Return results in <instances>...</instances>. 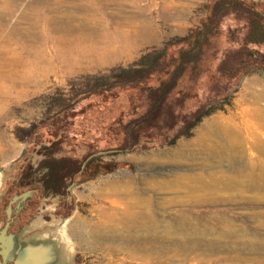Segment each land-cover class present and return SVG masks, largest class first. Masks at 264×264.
I'll list each match as a JSON object with an SVG mask.
<instances>
[{
    "label": "rangeland",
    "instance_id": "obj_1",
    "mask_svg": "<svg viewBox=\"0 0 264 264\" xmlns=\"http://www.w3.org/2000/svg\"><path fill=\"white\" fill-rule=\"evenodd\" d=\"M13 1L9 0L12 4L9 3L11 6H7L0 0V23L5 24L6 28L19 25V28L21 27L23 30L28 27V23L22 18L23 15L19 13L27 8L25 6H32V3L35 0ZM78 1H81V3H76L74 6L79 5L81 6V9L80 7L73 8L71 4H67L66 7L63 6L60 10H57L54 13H57V20H61L59 21V28H61L59 36L63 39H59V42L58 40L55 41L54 38L46 36L47 34H44V32L41 31L39 33L41 36L38 38H36V36L34 37L32 34L28 36L26 35L21 37L22 41L20 40L18 44L17 38L14 37L13 40L16 39L15 42L17 43L15 44L13 40L11 41V37H9L7 38L9 40H6L3 43V45L5 44V50L7 52L11 51L10 54L8 52L9 55H15L17 53L16 55L25 57L23 59L30 57V53H33V50L40 46L42 48L44 47L51 56H54V54L57 56V53L61 52L66 56L70 54L69 56L71 57H75L76 54L84 50V46H86L87 50L85 49L82 52L84 53L83 56L87 57H83L84 61H81L84 65L83 67H78L79 69L73 68V70L69 69V66L67 67L66 64H62V61L56 62L55 60L50 71L47 72L45 77L40 78L38 84L32 83L30 86H27V88L23 85H20L19 87H8V98L4 104V111L0 114V143H4L7 146L8 142L11 141L12 160L7 166L11 169L10 173H13L16 164L20 166L22 163L26 162L33 166H39L44 152L46 151V153H48L51 150H47L46 148L58 139L56 136L54 137L51 135V133L57 132L59 128L66 130L70 134L69 136H73L76 133V137H70V139L63 144L62 152L55 154L56 157L66 156L74 159L78 158L81 164L80 169L72 174L67 172V170H72L74 164L70 162L66 164L65 169L68 173L67 183H69V181L71 182L70 190H67V195L70 197L66 203V208L60 210V217H53L49 222L40 223L41 219L37 218L36 214H34L32 218L25 221L22 225L30 220H37L39 223L38 228L46 226L61 233L68 250L70 264H111V261L117 262L125 257L126 253L105 250L99 245V242L93 238L94 231L97 232V230L93 228L92 222L98 220L97 207H99L100 204H104L102 199L98 197L97 191L105 185V181L107 180L134 178L138 182L147 174L150 175L153 173L156 175H162L172 172V166L157 163L154 161L156 160V156L151 155V153L155 152L157 155H163L166 153L167 149L175 148L180 142L189 141L195 138L203 123L212 117L218 115L229 116L236 112V100L239 98V94L242 92L245 82L250 79V81L257 79L260 82L259 84L253 83L256 90L261 88L264 89V43L252 44L248 42V25L246 17L244 14L237 13L236 10L229 9L221 20V26L223 27V37L221 38V41L224 44L220 51L221 56L219 60L221 61L222 69L232 71L230 78H228L227 81L225 78V80H221L222 82L204 81L197 86L195 90L197 94L188 99H183L182 94L171 95L159 116L153 115L154 117L148 118L140 123L133 121V125L131 124L128 127L131 131L130 133L126 132L124 126V124L128 122L127 120L131 117L129 112L130 101L125 93L122 94L109 109L107 114L109 119H105L103 114L104 111L90 108L91 106H88V100L81 101L80 103H75L74 100H69L66 102V106L69 105L67 110L68 114L63 115L62 117L60 116L59 118L57 112L62 108V105H59L60 100H58L57 97L60 98L61 94L69 92L73 80L81 82L86 75L106 72L110 68L118 65L126 66L139 58L141 54L150 48L161 46L165 40L175 36L185 35L194 25L200 14L203 13L200 11L208 2V0H105L106 2L104 4V0H99L98 2L93 0ZM245 1L264 2V0ZM41 6L37 5L36 7L41 8ZM8 7H10L11 10H9ZM97 8H100V10ZM129 18H133L134 20ZM138 22L141 24H138ZM142 22H144L145 25ZM63 24L68 28L69 32L62 31L64 28ZM87 26L89 27V30H87ZM102 29L103 31H101ZM109 31L112 32L111 35ZM130 32L135 34L138 38L136 36H134V38H127ZM61 33H63V35ZM69 33H71V35ZM126 34L128 35L125 36ZM78 36L82 37L79 38ZM90 36H92V38H90ZM114 36H117L115 38L116 40H114ZM25 38L28 40L26 41ZM104 40L105 42H102ZM69 41L73 43L71 44ZM27 42L34 43V49L27 47ZM105 43L111 47L109 48ZM121 43L123 45L126 44L127 46L124 45V47ZM10 45L12 47H10ZM131 46H133V48ZM29 49L31 51L30 53ZM78 49L79 51L77 53ZM102 49H104V51ZM63 50H65V53ZM94 50H97L100 55L104 53V57L108 56L107 58L109 60L107 58L105 59L109 62L105 59H100L101 57L103 58V56H100ZM99 50H101V52H99ZM250 50H253L254 53L249 54ZM118 54L121 55L118 56ZM58 57L61 58L64 56L60 55ZM230 92L233 93L231 105H227L225 110H219L205 117L196 127L192 128L189 136L182 134L185 130L187 120L189 119L188 117H191L198 108L208 103L216 102L223 94ZM62 97L64 98L65 95ZM249 104L250 103L248 102V105ZM82 107L85 108L82 109ZM145 154L150 156L148 162H144L138 158ZM54 162L55 161H53L50 154L48 155V159L43 162L45 166L49 167L48 173L51 176L53 175L51 169L57 168ZM243 162L244 158L233 165L224 162L222 166L224 167V170L231 171L233 168L242 167ZM10 173H7L3 187L5 184L9 185V183H7V178ZM18 189L25 190L26 188L19 187ZM13 192L15 191H10L7 198L11 197ZM235 193L236 196L234 195ZM222 194L227 197L225 198L221 196ZM222 194L221 192L218 193L219 197L216 195L218 198H213V196H208L210 197L208 198L205 195H202V197L198 194V197L193 196L194 202L182 205L181 209L184 213L188 212L193 218L197 217L196 219L201 222L203 221V224L206 223L205 225L211 226L210 230L205 231V235L203 233L204 236L201 235L202 233H194L191 236H201L203 239L205 238L204 240L208 239L206 242H209L210 238H218L219 236V239L222 238L221 240L228 245L227 247L224 246L225 248L222 246L221 249L217 251L218 254L221 253L220 255H224V253H226L225 256H230L231 254L235 255L236 253H240L242 257L244 256V258L253 262L264 261V246H257L255 244L252 246L243 243L244 239L249 238L248 236L252 237L254 234L253 238L264 240V198L262 200L256 199L255 202V199L251 198L252 195L247 190H245L244 195L238 194V191L235 190H231V192L223 191ZM230 195L232 197H230ZM160 196L161 198L165 197V195H159V197L156 198L160 199ZM166 196L169 195L166 194ZM228 196L231 200L227 199L229 198ZM196 198H198V200H196ZM56 199L59 201L63 199V197H56ZM209 199H212V202ZM216 199L222 201H216ZM203 200L204 202H202ZM7 201L8 200L0 206V216L3 218L2 224H4L6 220V210L8 207ZM50 204L47 206V209L53 211L57 206L52 204V202ZM175 208L173 207L167 211H162V213L159 212V214L165 216L166 212V217L172 218L179 207L176 206ZM220 220H225L224 222L231 220L230 223L234 222L236 225L234 223L233 225L238 227L234 226V228H225L222 226L223 223H221ZM22 225L20 223L19 227ZM240 225H242L241 228ZM212 226H215L216 228ZM38 228L33 231H37ZM212 229H214V232L211 231ZM215 229L218 233L215 232ZM12 230H15V227H13ZM220 230L221 232L224 231L222 232L223 234ZM231 230H233L232 234L230 232ZM238 230L239 232H236ZM207 234L209 235L208 237ZM233 234L234 236H232ZM243 234H246V237L243 236ZM228 235L232 237L228 238ZM260 246L261 248H257ZM231 247L236 248L237 251H233ZM210 250H213V248H210ZM230 251L232 253H230ZM175 257H177V259L174 257L173 259L170 258L167 261L168 264H183L180 257ZM127 260L129 264L157 263L154 259L148 260L147 262L132 258H128ZM227 263V259H222L218 264ZM185 264H189V262ZM232 264L242 263L235 261Z\"/></svg>",
    "mask_w": 264,
    "mask_h": 264
},
{
    "label": "bare ground",
    "instance_id": "obj_2",
    "mask_svg": "<svg viewBox=\"0 0 264 264\" xmlns=\"http://www.w3.org/2000/svg\"><path fill=\"white\" fill-rule=\"evenodd\" d=\"M93 1L98 2L99 0H93ZM1 2L6 4L7 6H9L10 5L9 3H11L9 2V0H1ZM105 2L106 1L104 0L103 3L105 4ZM76 3L80 4L81 1L35 0L32 3L33 4L32 6L30 5L25 6L27 8H25L23 12L19 13L22 14L23 17L22 16L21 17L27 21L28 27L24 28L23 30L21 29V27L19 28V25L6 28L5 24L0 23V114L4 111V104L8 98V87H17V86L19 87L20 85H23L27 88V86H30L32 83L38 84L40 82L39 81L40 78L45 77L47 75V72L50 71L55 60L56 62L62 61L63 62L62 64H66L67 67L69 66L68 68L72 70L73 68L76 69L78 67L80 68L84 66L81 61H84L83 59L87 57V56L84 57L83 56L84 53L82 52L86 49V46H84L85 49L82 50L80 53H78L79 51L78 49L77 50L78 54H76L75 57H71L69 56L70 54L66 53L68 54V56H66L63 55V53L61 52L57 53V56H55V54L54 56H51V54L46 49H44V47L42 48L40 46L36 48L37 47L36 45L35 47L36 49L33 50V53H30L31 51L29 49L30 57H28L27 59H23L25 57H20L19 55H16L17 53L15 55L12 54L9 55L11 51H8L9 52L8 54V52L5 50V46H4L5 44L3 45V43L6 40H9L7 39L9 37H11V41L13 40L14 37H16L18 40V44L19 41L21 40V37L26 35L28 36L32 34L34 35V37L36 36V38H38L39 36H41V34L39 35L41 31L44 32V34H47L46 36L54 38L55 41L58 40L59 42V39L62 38V37L60 38L59 36V33L61 31L60 30L61 28H59L60 27L59 21L61 20H57V15H56L57 13L56 14L54 13L57 10H60V8H62L63 6L66 7L67 4H71L73 8L80 7L81 9V6L79 5L74 6ZM37 5L40 6L43 5V6H41V8H38L36 7ZM8 8L9 10H11L10 7ZM98 10H100V8ZM129 19H133V18H129ZM14 23L17 24L16 22ZM139 23L140 22H138V24ZM142 23L144 24V22ZM65 25L63 24L65 29L63 28L62 31L69 32L68 28H66ZM87 30H89V27ZM101 31H103V29ZM109 32L111 35L112 32L111 31ZM71 33L69 34L71 35ZM61 34L63 35V33ZM127 35L128 34H126L125 36ZM134 36L136 35L130 32L127 38L128 37L134 38ZM116 37L114 36V40H116L115 39ZM90 38H92V36H90ZM13 41L15 42L16 39H14ZM102 42H105V40ZM15 44L17 43L15 42ZM33 44L27 42L26 45L27 47L34 49ZM11 45L10 47H12ZM131 47L133 48V46ZM102 50L104 51V49ZM64 51L65 50H63V52ZM95 52L98 53L97 50ZM99 52H101V50H99ZM60 55L64 57L61 58L58 57ZM103 55L104 53L101 54L100 56ZM119 55L121 54H118V56ZM107 57L103 56V58L101 57L100 59H105ZM88 60H89V56H88ZM250 80L245 82L244 84L245 86L242 89V92L239 94V98H237L236 100V106H237L236 112H234L229 116L218 115L212 117L211 119L203 123L201 128L198 130L197 136L195 138L189 141L180 142L179 145L176 146L175 148L167 149L166 153L163 155L161 154L157 155L155 152L151 153V155L156 156V160L154 161H156L157 163L168 164L172 166L173 167L172 172L162 175L159 174L156 175L153 173L150 175L147 174L146 176H143L141 179L139 178L140 181L138 182L134 178H126L123 180L120 179L107 180L105 181L106 182L105 185L100 190L97 191L98 197L102 199L104 204H100V206L98 205L99 207H97L96 205V207L98 208L97 211L98 220L92 222V226L95 230H97L98 233L94 231L93 238L94 240L98 241L99 245H101V247H103L105 250H108L110 252L119 251L126 253L125 257L121 258L117 262L111 261V264H129L127 260L128 258L137 259V260L140 259L146 262L148 260L154 259L157 262V263L155 262L156 264H168L167 261L170 258L173 259L174 257L177 259V257L175 256L180 257V260L183 264L187 262H189V264H218L219 261L222 259H227L228 260L227 264H232L235 261L241 262L242 264H264V261L253 262L247 258H244V256L242 257L240 255V253H236L235 255L231 254L230 256H225L226 253H224V255H220L221 253L218 254L217 251L221 249L222 246L227 247L228 244L227 243L225 244L223 240H221L222 238L219 239V236L218 238H213L214 236L212 234L210 235L213 236L212 237L213 239L209 237L210 238L209 242H206L208 241V239L204 240L205 238L203 239V237L197 236L196 234H195L196 236H191L194 233H202L201 235H203L204 233L205 235V231L210 230L211 226L209 225L210 226L209 227L208 225H205L206 221L204 222L205 224H203L202 223L203 221L201 222L197 220L196 219L197 217L193 218L191 215H189L188 212L184 213L183 210L181 209L182 205H187L186 203L189 204V202L191 203L194 202L193 196H197L198 194H200L201 196L205 195L207 197L213 196V198H218L219 197L218 193L221 192L222 194L223 191L231 192V190H235L238 191V194L244 195L245 190H247L248 192L251 193L252 195L251 198L255 199V202L256 199L262 200L264 198V89L261 88L256 90L253 86V83L259 84L260 82L257 79H254L253 81ZM248 102L250 103L249 105ZM160 156L161 158L164 159H161ZM149 157L150 156L148 154H145L138 158L143 160L144 162L145 161L148 162ZM243 158H244V162L242 167L240 166L239 168L238 167L233 168V170L231 171L223 169L224 167L222 165L224 162H228L230 165L231 164L233 165L239 162L240 160H242ZM166 194H168L169 196H166ZM159 195L162 196L165 195V197L161 198L160 196V199H157L156 197H159ZM216 195L218 197H216ZM231 195L230 197H232ZM234 195L236 196V193ZM234 195L233 197H235ZM221 196L225 197L223 194ZM230 197L227 199H230ZM212 199L209 200L212 202ZM196 200H198V198H196ZM204 200L202 202H204ZM218 200L216 199V201ZM176 206H178L179 208H177V212H175L176 214L172 216V218L166 217V212H165V216L159 214V212L162 213V211H167L168 209L173 207L175 208ZM222 221H221V223H223L222 226H224L225 228H229V227L234 228V226L236 225V223L234 222L230 223L231 220L227 222L224 221L222 222ZM233 223L235 225H233ZM241 226L242 225H240V228ZM213 230L214 229H212L211 231ZM232 231L233 230L230 231L231 234L233 233ZM215 232H217L216 229ZM236 232H239V230ZM245 235L246 234H243V236ZM254 235H252V237L247 235L249 237L247 239H244L243 237L244 239L243 243L252 246L254 244L257 246L258 245L264 246V240L260 238L257 239L253 238ZM208 236L209 235L207 234V237ZM232 236H234V234ZM231 237L228 235V238ZM261 246L257 248H261ZM210 248L211 249L213 248V250H210ZM232 249L233 251L234 250L237 251L236 248H232ZM230 253L232 252L230 251Z\"/></svg>",
    "mask_w": 264,
    "mask_h": 264
},
{
    "label": "trees",
    "instance_id": "obj_3",
    "mask_svg": "<svg viewBox=\"0 0 264 264\" xmlns=\"http://www.w3.org/2000/svg\"><path fill=\"white\" fill-rule=\"evenodd\" d=\"M229 9L236 10L246 17L248 42L264 43V2L208 0L200 11L203 13L185 35L165 40L161 46L150 48L126 66L118 65L106 72L86 75L81 82L73 80L69 92L61 94L60 98L57 97L60 100L59 105H62L57 112L59 118L68 114L69 105L66 106V102L69 100H74L75 103L88 100L90 108L104 111L105 119H109L107 116L109 109L125 93L130 101L131 117L124 126L126 132L130 133L128 127L133 125V121L140 123L159 116L171 95L182 94L183 99H188L197 94L195 92L197 86L204 81L222 82L224 78L227 81L232 71L222 69L219 60L224 44L221 41L223 37L221 20ZM253 53V50L249 51V54ZM232 98V92L225 93L218 101L198 108L191 117H188L182 134L189 136L192 128L205 117L225 110L227 105H231ZM51 135L58 138L46 148L51 149L48 153L57 166L51 169L52 178L62 181L67 177V172L72 174L81 167L78 158L55 155L62 152L63 144L70 137H76V133L69 136L66 130L59 128ZM68 162L74 164V167L66 172Z\"/></svg>",
    "mask_w": 264,
    "mask_h": 264
},
{
    "label": "flooded vegetation",
    "instance_id": "obj_4",
    "mask_svg": "<svg viewBox=\"0 0 264 264\" xmlns=\"http://www.w3.org/2000/svg\"><path fill=\"white\" fill-rule=\"evenodd\" d=\"M48 155L45 151L39 166L37 165L38 167L26 162L20 166L16 164L13 173L9 174L7 178L9 185L5 184L0 190V206L8 200V207L11 206L13 209L12 226L9 231L17 232L20 223L22 225L25 221L32 218L34 214L41 219L40 223L49 222L53 217H60V210L66 208V203L70 197L67 195V190H70L71 182L67 183V177L62 181L52 178L48 173L49 167L43 164L44 160L48 159ZM19 187H25L26 189L20 190L18 189ZM28 190H31V194L25 200L13 201L15 195ZM10 191L15 192H13L11 197L7 198ZM56 197H63V199L57 201ZM51 202L57 206L53 211L47 209ZM1 218L2 216H0V225H3V218ZM5 218L6 222L8 219L7 210ZM13 227H15V230H12ZM47 228L46 226L43 228L39 227L35 232H42Z\"/></svg>",
    "mask_w": 264,
    "mask_h": 264
},
{
    "label": "water",
    "instance_id": "obj_5",
    "mask_svg": "<svg viewBox=\"0 0 264 264\" xmlns=\"http://www.w3.org/2000/svg\"><path fill=\"white\" fill-rule=\"evenodd\" d=\"M7 176V174H5ZM5 178L0 181L4 185ZM31 190L14 196L13 201L25 200ZM11 206L7 208L8 219L0 225V264H70V257L61 233L51 228L34 232L37 220L20 226L17 232L9 231L12 226Z\"/></svg>",
    "mask_w": 264,
    "mask_h": 264
},
{
    "label": "crops",
    "instance_id": "obj_6",
    "mask_svg": "<svg viewBox=\"0 0 264 264\" xmlns=\"http://www.w3.org/2000/svg\"><path fill=\"white\" fill-rule=\"evenodd\" d=\"M11 160V141L8 142L7 146L4 143H0V181L3 177H6L5 174L11 172V169L7 166ZM2 187L0 186V190Z\"/></svg>",
    "mask_w": 264,
    "mask_h": 264
}]
</instances>
